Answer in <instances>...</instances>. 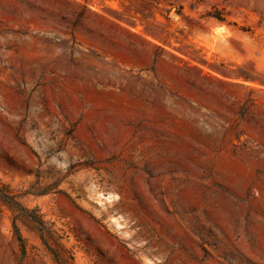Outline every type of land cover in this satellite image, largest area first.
Returning a JSON list of instances; mask_svg holds the SVG:
<instances>
[{
  "label": "rangeland",
  "instance_id": "obj_1",
  "mask_svg": "<svg viewBox=\"0 0 264 264\" xmlns=\"http://www.w3.org/2000/svg\"><path fill=\"white\" fill-rule=\"evenodd\" d=\"M42 237L264 264V0H0V264H56Z\"/></svg>",
  "mask_w": 264,
  "mask_h": 264
},
{
  "label": "trees",
  "instance_id": "obj_2",
  "mask_svg": "<svg viewBox=\"0 0 264 264\" xmlns=\"http://www.w3.org/2000/svg\"><path fill=\"white\" fill-rule=\"evenodd\" d=\"M2 196L4 198L3 200L4 201L6 200V202H9L10 200H12V195H9L8 193ZM13 202H15V204L18 206L17 207L18 210L22 212V213H18V215L24 216L28 218L29 220L37 222L40 225V227L43 228V222L36 213H30V212L28 213L27 209L23 207L22 205H20L17 201H13ZM19 240H21L20 237H19ZM42 240L44 244L46 245V247L49 249V251L53 254V259L56 262V264H73L72 255L70 253L69 254L67 253V250L65 249V247L56 243V246L53 248L47 245L43 237H42Z\"/></svg>",
  "mask_w": 264,
  "mask_h": 264
}]
</instances>
